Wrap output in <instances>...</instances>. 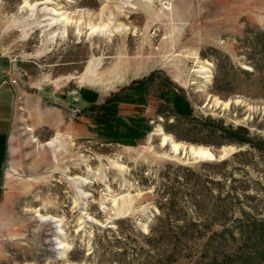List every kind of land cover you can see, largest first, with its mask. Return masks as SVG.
<instances>
[{"label":"rangeland","instance_id":"rangeland-1","mask_svg":"<svg viewBox=\"0 0 264 264\" xmlns=\"http://www.w3.org/2000/svg\"><path fill=\"white\" fill-rule=\"evenodd\" d=\"M256 29L264 30V0H0L6 78L20 80L0 195V264H108L109 255H90L98 229L129 219L122 229L147 233L166 165L197 170L237 151L175 139L164 127L176 113L264 134L263 98H223L209 87L210 58L217 51L241 63L238 42ZM231 216L224 234L233 240L188 243L176 264L253 260L242 235L255 234L237 209Z\"/></svg>","mask_w":264,"mask_h":264},{"label":"trees","instance_id":"trees-1","mask_svg":"<svg viewBox=\"0 0 264 264\" xmlns=\"http://www.w3.org/2000/svg\"><path fill=\"white\" fill-rule=\"evenodd\" d=\"M238 44L244 49L240 50V61L248 68L216 51V56L210 58L214 67L210 90L223 98L239 94L264 99V30H246ZM172 119L164 130L177 140L233 146L237 151L222 161L200 164L197 170L166 165L154 185L157 214L147 233L134 224H129L126 232L122 226L130 220H118L115 231L97 230L100 236L94 237L90 255H109L108 264H176L184 259L188 243L204 240V245L212 246L233 240L232 234L228 237L224 233L235 221L231 215L237 209L242 215L237 221L249 224L246 228L251 227L255 234L242 235L255 257L235 264H260L264 260V219L253 213H264V134L244 126L224 125L222 119L210 116L195 118L181 112ZM216 227L222 231L215 233ZM210 261L218 262L215 255Z\"/></svg>","mask_w":264,"mask_h":264},{"label":"crops","instance_id":"crops-1","mask_svg":"<svg viewBox=\"0 0 264 264\" xmlns=\"http://www.w3.org/2000/svg\"><path fill=\"white\" fill-rule=\"evenodd\" d=\"M7 65V60L0 50V195L3 188V180L6 176L9 137L13 124L15 104V88L6 78Z\"/></svg>","mask_w":264,"mask_h":264},{"label":"bare ground","instance_id":"bare-ground-1","mask_svg":"<svg viewBox=\"0 0 264 264\" xmlns=\"http://www.w3.org/2000/svg\"><path fill=\"white\" fill-rule=\"evenodd\" d=\"M61 21H64V19L61 20ZM105 29H106V28H105ZM57 124H58V120L55 121V125H57ZM56 140H57V139H54V140L50 141L49 143H47L46 147H48V148H50V149H51V148L53 149ZM178 147H179V145L174 144V148H175V149H177ZM52 151H54V150H52ZM56 151H57V150H56ZM56 153H57V152H56ZM195 153H196V154H200V155H204V156H211V157H212V155H211L208 151H204V150H202V149L195 150ZM55 155H56V154H55ZM56 156H57V155H56ZM56 156H54V158H56ZM57 157H58V156H57Z\"/></svg>","mask_w":264,"mask_h":264},{"label":"built area","instance_id":"built-area-1","mask_svg":"<svg viewBox=\"0 0 264 264\" xmlns=\"http://www.w3.org/2000/svg\"><path fill=\"white\" fill-rule=\"evenodd\" d=\"M7 78H8V80H9V82H10L11 85H14L15 86V84L20 83V80L19 79L14 78V77L10 76L9 74H8V77Z\"/></svg>","mask_w":264,"mask_h":264},{"label":"water","instance_id":"water-1","mask_svg":"<svg viewBox=\"0 0 264 264\" xmlns=\"http://www.w3.org/2000/svg\"><path fill=\"white\" fill-rule=\"evenodd\" d=\"M214 158V157H213Z\"/></svg>","mask_w":264,"mask_h":264}]
</instances>
